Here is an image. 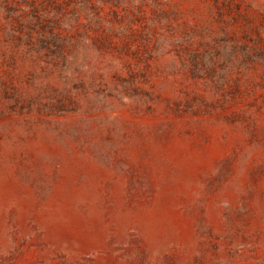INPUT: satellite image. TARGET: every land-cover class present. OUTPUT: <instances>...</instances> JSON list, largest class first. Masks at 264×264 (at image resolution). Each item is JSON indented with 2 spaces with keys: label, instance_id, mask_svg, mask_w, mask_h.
Returning <instances> with one entry per match:
<instances>
[{
  "label": "rangeland",
  "instance_id": "1",
  "mask_svg": "<svg viewBox=\"0 0 264 264\" xmlns=\"http://www.w3.org/2000/svg\"><path fill=\"white\" fill-rule=\"evenodd\" d=\"M0 264H264V0H0Z\"/></svg>",
  "mask_w": 264,
  "mask_h": 264
}]
</instances>
